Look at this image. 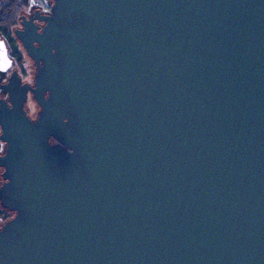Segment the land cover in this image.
<instances>
[{"label": "water", "instance_id": "obj_1", "mask_svg": "<svg viewBox=\"0 0 264 264\" xmlns=\"http://www.w3.org/2000/svg\"><path fill=\"white\" fill-rule=\"evenodd\" d=\"M51 11L0 85V264H264V0Z\"/></svg>", "mask_w": 264, "mask_h": 264}, {"label": "flooded vegetation", "instance_id": "obj_2", "mask_svg": "<svg viewBox=\"0 0 264 264\" xmlns=\"http://www.w3.org/2000/svg\"><path fill=\"white\" fill-rule=\"evenodd\" d=\"M52 5L53 0H28L26 1V4H22L20 8H15V11H18L13 21L11 19H8L6 21V19L0 18V42L4 44V47L7 52V57L10 60V66H8V69L4 73V77L0 80V85L5 84L11 73L15 72L16 75L19 77L21 84H26L31 88L33 87L34 77L37 68L35 62L28 56L27 52L25 51L21 41L18 39L16 34L18 32H25L26 30L29 38L31 36L30 27L32 26L35 27L36 33H41L45 25L42 18L51 15ZM12 13L15 14V12ZM8 21L10 22V24H8ZM24 24L28 25V29L25 28ZM26 61L31 63L32 65H30L34 67V74L32 80L30 81L25 80V77L23 76V72H25L23 62ZM6 99L7 95L0 92V100L6 101ZM31 100L36 105L35 101L32 98L31 92L28 91L26 101L23 105V109L28 118L34 121L40 109L36 105L38 110L36 112L35 118H32L30 116V109L28 108V103ZM50 143H53V140H50ZM5 148V143L0 141V156L4 154ZM2 172L3 169L0 167V187L4 183V180L1 176ZM14 216V211L8 210L7 208L2 207L0 204V229L6 222L10 221Z\"/></svg>", "mask_w": 264, "mask_h": 264}, {"label": "rangeland", "instance_id": "obj_3", "mask_svg": "<svg viewBox=\"0 0 264 264\" xmlns=\"http://www.w3.org/2000/svg\"><path fill=\"white\" fill-rule=\"evenodd\" d=\"M26 1H28V0H21V2L19 1L20 4L18 5L17 9L20 8L22 4H26ZM2 2L3 1H0V6L3 4ZM17 11L18 10H16V11L14 10L15 14H13V16L11 18L12 21L15 18ZM30 64L31 63H29L27 61L23 62L24 70H25V72H23V76L25 77V80H28V81L32 80V77H33V74H34V67H32L31 66L32 64L31 65ZM28 108L30 109V116L32 118H35L36 112H37L38 109H37L36 105L34 104V102H32V100L29 101Z\"/></svg>", "mask_w": 264, "mask_h": 264}, {"label": "trees", "instance_id": "obj_4", "mask_svg": "<svg viewBox=\"0 0 264 264\" xmlns=\"http://www.w3.org/2000/svg\"><path fill=\"white\" fill-rule=\"evenodd\" d=\"M0 1H3L2 2L3 4L0 6V18H4L7 21L8 19L12 18L13 14H14L12 12H14L15 8L18 7L21 0H0ZM13 8H14V10H13ZM8 24H10L9 21H8Z\"/></svg>", "mask_w": 264, "mask_h": 264}]
</instances>
